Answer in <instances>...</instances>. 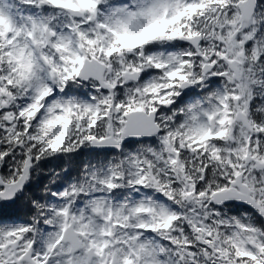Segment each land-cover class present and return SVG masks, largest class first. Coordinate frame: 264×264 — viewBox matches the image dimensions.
Returning <instances> with one entry per match:
<instances>
[{"label": "snow or ice", "instance_id": "snow-or-ice-1", "mask_svg": "<svg viewBox=\"0 0 264 264\" xmlns=\"http://www.w3.org/2000/svg\"><path fill=\"white\" fill-rule=\"evenodd\" d=\"M0 264H264V0H0Z\"/></svg>", "mask_w": 264, "mask_h": 264}]
</instances>
